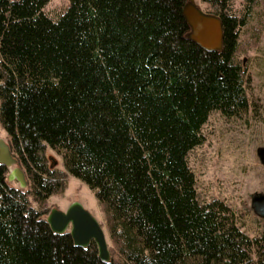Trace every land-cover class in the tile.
<instances>
[{"label":"trees","instance_id":"obj_1","mask_svg":"<svg viewBox=\"0 0 264 264\" xmlns=\"http://www.w3.org/2000/svg\"><path fill=\"white\" fill-rule=\"evenodd\" d=\"M48 1L0 0V129L27 179L11 184L0 163V264H264V228L249 235L225 200L201 201L188 163L211 111L250 109L240 29L258 0L240 14L206 0L220 51L188 37L185 0H69L55 19ZM68 174L103 212L108 262L45 219Z\"/></svg>","mask_w":264,"mask_h":264},{"label":"rangeland","instance_id":"obj_2","mask_svg":"<svg viewBox=\"0 0 264 264\" xmlns=\"http://www.w3.org/2000/svg\"><path fill=\"white\" fill-rule=\"evenodd\" d=\"M194 1L208 10L206 0ZM68 3L69 0H49L44 9L55 19ZM244 5L243 0L233 1L238 14ZM240 33L239 55L248 66L246 90L250 109L237 117L211 111L202 125L204 141L189 151L188 163L195 174L198 198L201 201L225 200L235 211L238 226L253 235L264 228V218L257 216L250 205L251 195L264 191V152L260 154L264 150V0L256 2ZM0 136L6 139L2 129ZM45 154L50 166L64 169L61 155L49 145L45 146ZM9 182L19 187L17 179ZM66 183L61 193L49 196L44 206L45 216L50 208L65 209L77 200L98 219L107 238L103 212L93 191L70 174ZM30 201L38 207L31 197ZM107 242L109 245L108 238Z\"/></svg>","mask_w":264,"mask_h":264},{"label":"water","instance_id":"obj_3","mask_svg":"<svg viewBox=\"0 0 264 264\" xmlns=\"http://www.w3.org/2000/svg\"><path fill=\"white\" fill-rule=\"evenodd\" d=\"M183 15L189 26L188 37L202 48L211 51L222 49L223 28L220 17L202 9L194 0H185ZM264 150L260 151V154ZM0 163L10 167L8 180L17 179L19 187L27 185V179L17 159L12 154L6 139L0 136ZM250 205L253 212L264 218V191H257L251 195ZM49 227L56 233L68 232L75 245L86 247L94 242L97 255L105 262L110 260V251L106 233L98 219L84 205L75 200L65 209L50 208L45 217Z\"/></svg>","mask_w":264,"mask_h":264}]
</instances>
